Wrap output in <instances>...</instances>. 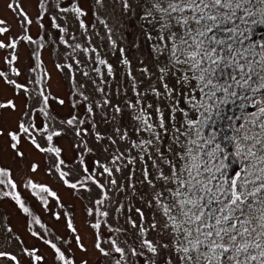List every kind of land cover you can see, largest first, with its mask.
<instances>
[{"label":"snow or ice","instance_id":"1","mask_svg":"<svg viewBox=\"0 0 264 264\" xmlns=\"http://www.w3.org/2000/svg\"><path fill=\"white\" fill-rule=\"evenodd\" d=\"M4 7L0 264H264V0Z\"/></svg>","mask_w":264,"mask_h":264},{"label":"rangeland","instance_id":"2","mask_svg":"<svg viewBox=\"0 0 264 264\" xmlns=\"http://www.w3.org/2000/svg\"><path fill=\"white\" fill-rule=\"evenodd\" d=\"M5 3H6V0H0V17H3L5 15H8V13L6 12L5 10ZM82 4L87 7V0H82ZM30 12H32L34 14V9L30 8L29 9ZM91 22V14L89 15V23ZM45 25L48 26L49 24V21L47 19H45L44 21ZM262 25H258L256 27H260ZM53 31V34H55V30H52ZM138 32V29H129L128 31V34L126 36V39L124 41V44L122 46H126L128 48V52H127V55L130 59L133 60V65L135 66L136 64V57H139L141 56V54H143V58H147V55H148V49H147V46L146 45H143L141 46V48L139 49V51H137L136 49L132 48L131 47V43L132 41L135 39V36H136V33ZM255 32V28L253 29V33ZM32 34L35 35L36 34V28L35 26H33V29H32ZM264 37V35L262 36ZM5 53L3 51H0V57H2ZM27 56V51L22 47L21 48V59L24 60V58ZM109 59V61L117 67L118 69V76H120L122 73L119 71V68L120 66L118 65V58H119V53H116L115 55H109L107 57ZM45 60L48 61V57H47V54H45ZM48 67L51 71H53V74L54 76L56 75L55 74V71L54 69H52V65H51V61H48ZM119 99V98H117ZM125 123L127 124L128 123V120L126 119L125 120Z\"/></svg>","mask_w":264,"mask_h":264},{"label":"trees","instance_id":"3","mask_svg":"<svg viewBox=\"0 0 264 264\" xmlns=\"http://www.w3.org/2000/svg\"><path fill=\"white\" fill-rule=\"evenodd\" d=\"M257 39H260L264 35V25L255 28L253 33Z\"/></svg>","mask_w":264,"mask_h":264}]
</instances>
